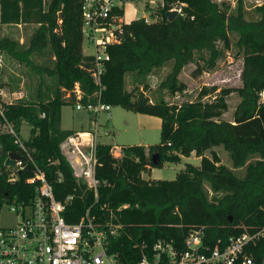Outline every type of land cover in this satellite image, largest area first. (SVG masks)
Wrapping results in <instances>:
<instances>
[{
	"label": "trees",
	"instance_id": "trees-1",
	"mask_svg": "<svg viewBox=\"0 0 264 264\" xmlns=\"http://www.w3.org/2000/svg\"><path fill=\"white\" fill-rule=\"evenodd\" d=\"M82 1L0 0L1 24L36 26L25 44L11 37L1 39L0 53L40 78L34 93L5 105L4 115L18 132L25 122L31 126L28 145L37 149L36 163L52 183L57 199L74 196L67 205L66 220L76 223L91 209L101 223L111 220L121 225L109 250L123 264L137 262L138 245L165 240L182 247L189 233L200 228L205 229V242L211 246L264 229V99L260 96L264 91V4L256 9L259 19L250 21L242 6L233 13L215 0H163L160 21L146 24L138 19L125 26L123 42L109 49L103 102L160 118L161 140L148 148L125 147L121 160L111 157L110 146L101 145L98 177L110 186L99 189L96 202L94 192L77 183L60 152L61 142L74 133L61 127L62 109L71 104L64 90H72L77 82L88 94L95 90L87 70L91 58L83 53ZM175 6L181 12L170 21L167 15ZM232 47L244 61L243 85L224 90L219 103L171 105L164 98L151 100L139 86L133 91L126 88L127 75L146 83L149 76L170 65L159 88L172 96L184 93L187 87L179 77L195 61L196 53H208L209 67H215ZM232 92L238 93L241 102L230 122L222 115L227 109L224 98ZM3 121L0 116V124ZM216 147L229 153L236 169L247 166L252 158L257 160L240 178L220 164L216 153L212 158L205 155ZM17 152L14 138L0 134V203L12 194L27 201L31 195L25 179L33 176V169L22 172L16 183H8L5 171L1 173L8 155ZM155 153L161 156L159 166L153 165ZM192 154L201 159L200 166L187 164L173 181L143 178L151 168L180 163ZM126 204L129 208L118 211ZM246 253L254 264H264V237L248 246Z\"/></svg>",
	"mask_w": 264,
	"mask_h": 264
},
{
	"label": "built area",
	"instance_id": "built-area-1",
	"mask_svg": "<svg viewBox=\"0 0 264 264\" xmlns=\"http://www.w3.org/2000/svg\"><path fill=\"white\" fill-rule=\"evenodd\" d=\"M130 0H83L81 13V35L83 46L91 50L85 54L91 58L87 68L91 75L95 90L88 94L77 82L70 91L64 90V98L74 105L77 111L90 115L91 127L87 130L74 131L60 144L61 155L73 171V177L80 186L91 190L98 201L101 187L110 186L107 180L98 177L99 147L102 135L110 136L108 128L102 131L98 123L104 114L111 118L112 106L103 102L105 86L103 77L107 64L111 60L110 47L120 45L125 37V6ZM171 11L181 10L175 6ZM146 24L157 23L162 19L158 12L142 14ZM264 99V91L260 94ZM26 93L5 92L0 87V116L4 121L0 124V134L10 135L18 146L16 169L6 167L8 183H16L22 172L33 169V176L25 179L31 186V195L21 199L18 194L6 197L0 203V213L5 206L19 217L14 227H4L0 223V264H123L117 254L110 252L111 240L120 235L121 225L111 220L100 222L87 209L76 223L66 220L64 214L67 205L74 200L68 196L65 201L57 199L54 187L42 171L35 159L36 148L28 145L31 138L24 139L4 115L5 105L23 100ZM45 114L42 115L45 118ZM109 146V145H108ZM124 147L110 146V154L115 160H121ZM8 155L7 159L10 158ZM6 159V160H7ZM6 162V161H5ZM129 208L123 205L118 211ZM112 217V216H111ZM264 237V229L254 233H244L229 237L227 241L219 240L214 246L205 242V229L200 228L189 233L183 246L165 240H158L152 245H138L140 257L133 264H254L246 250Z\"/></svg>",
	"mask_w": 264,
	"mask_h": 264
},
{
	"label": "rangeland",
	"instance_id": "rangeland-1",
	"mask_svg": "<svg viewBox=\"0 0 264 264\" xmlns=\"http://www.w3.org/2000/svg\"><path fill=\"white\" fill-rule=\"evenodd\" d=\"M219 4H225L231 12H235L239 6L245 10L246 19L255 21L259 19L256 13L257 7L264 4V0H215ZM163 0H130L125 6V21L130 22L141 18L142 14L158 12L161 9ZM36 26L34 25H13L8 26L0 23V40L5 37H11L25 44L29 41ZM232 41H237L236 36H232ZM84 53H90L86 45L83 46ZM209 54L206 52L196 53L195 61L185 67L179 79L186 85L184 93L175 96L160 90L161 82L170 72L171 66L161 69L148 77L147 82H136V76L129 74L126 77V88L133 91L139 86L140 91L146 97L155 101L164 98L171 105H182L184 103L202 102L203 104H216L222 98L224 90L241 88L242 72L244 61L241 54L238 53L236 47L225 52L224 56L217 62L215 67H209ZM36 62L43 64L41 58H37ZM202 70L201 74L198 71ZM39 76L32 73L26 66L12 60L7 55L0 53V87L5 89L7 93L23 90L27 96L34 93L39 83ZM148 88H145V85ZM227 105L226 111L223 112L222 119L225 121H233L234 114L241 98L237 92H232L224 98ZM111 118L102 114L98 123L111 132L110 136L101 137V142L109 146H156L161 140L162 120L155 116L141 113H135L121 106L112 107L110 111ZM61 127L63 130L80 131L87 130L91 127L90 115L84 111H77L73 104H67L62 109ZM31 133V126L23 123L21 127V135L24 139H28ZM216 153L220 159V164L232 170L236 176L243 178L246 175L247 166L254 163L257 158H252L247 166L236 169L230 155L223 147H216L208 152L206 156L212 158V153ZM187 164L200 166L201 159L192 154L189 158H183L180 163H165L163 167L151 168L147 173L143 174L145 180L173 181L178 174L185 169ZM212 195V193H210ZM19 217L5 206L0 213V223L4 227H14L19 221Z\"/></svg>",
	"mask_w": 264,
	"mask_h": 264
},
{
	"label": "water",
	"instance_id": "water-1",
	"mask_svg": "<svg viewBox=\"0 0 264 264\" xmlns=\"http://www.w3.org/2000/svg\"><path fill=\"white\" fill-rule=\"evenodd\" d=\"M179 14L178 11H170L168 13V19L170 21L174 20V18ZM20 157L16 154H11L10 155V158H8L5 162V166L6 167H11V168H14L16 169V160H18ZM153 165L154 166H159L161 164V156L159 153H155L153 154Z\"/></svg>",
	"mask_w": 264,
	"mask_h": 264
},
{
	"label": "crops",
	"instance_id": "crops-1",
	"mask_svg": "<svg viewBox=\"0 0 264 264\" xmlns=\"http://www.w3.org/2000/svg\"><path fill=\"white\" fill-rule=\"evenodd\" d=\"M133 21H134V20H133ZM130 22H132V21H130ZM130 22H129V23H130Z\"/></svg>",
	"mask_w": 264,
	"mask_h": 264
}]
</instances>
